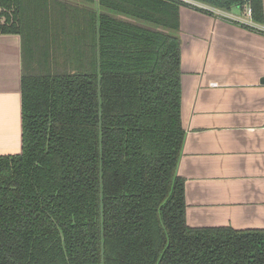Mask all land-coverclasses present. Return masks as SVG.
I'll use <instances>...</instances> for the list:
<instances>
[{
  "label": "trees",
  "instance_id": "16d2710c",
  "mask_svg": "<svg viewBox=\"0 0 264 264\" xmlns=\"http://www.w3.org/2000/svg\"><path fill=\"white\" fill-rule=\"evenodd\" d=\"M88 1L0 0V35L25 45L22 152L0 155V264H264V230L187 221L183 4ZM195 1L264 21L263 0Z\"/></svg>",
  "mask_w": 264,
  "mask_h": 264
},
{
  "label": "crops",
  "instance_id": "0c3cea01",
  "mask_svg": "<svg viewBox=\"0 0 264 264\" xmlns=\"http://www.w3.org/2000/svg\"><path fill=\"white\" fill-rule=\"evenodd\" d=\"M50 3L55 12L94 6ZM180 19L188 224L264 230V21L251 28L186 5ZM24 46L20 35H0V155L22 152Z\"/></svg>",
  "mask_w": 264,
  "mask_h": 264
},
{
  "label": "built area",
  "instance_id": "2783aa9c",
  "mask_svg": "<svg viewBox=\"0 0 264 264\" xmlns=\"http://www.w3.org/2000/svg\"><path fill=\"white\" fill-rule=\"evenodd\" d=\"M177 2L192 7L194 9L206 12V13H210L212 15H215L217 17H221L224 18L226 20H229L231 22H235L241 25H245L251 28H259V26H257L253 20H252V9L250 7L245 8V13H244V17L242 18H238L236 16H233L231 14H229V11H225V10H221L209 5H206L204 3L195 1V0H176Z\"/></svg>",
  "mask_w": 264,
  "mask_h": 264
},
{
  "label": "rangeland",
  "instance_id": "374dc122",
  "mask_svg": "<svg viewBox=\"0 0 264 264\" xmlns=\"http://www.w3.org/2000/svg\"><path fill=\"white\" fill-rule=\"evenodd\" d=\"M62 64H63V63H62L61 61H58V65H59V66L57 65V66H58L57 69H62V68H63ZM64 66H65V65H64ZM55 68H56V67H55Z\"/></svg>",
  "mask_w": 264,
  "mask_h": 264
},
{
  "label": "water",
  "instance_id": "95a60500",
  "mask_svg": "<svg viewBox=\"0 0 264 264\" xmlns=\"http://www.w3.org/2000/svg\"><path fill=\"white\" fill-rule=\"evenodd\" d=\"M263 82H264V80H263Z\"/></svg>",
  "mask_w": 264,
  "mask_h": 264
}]
</instances>
